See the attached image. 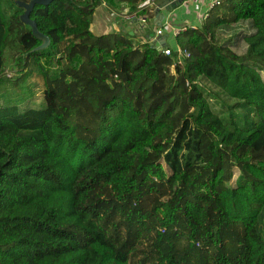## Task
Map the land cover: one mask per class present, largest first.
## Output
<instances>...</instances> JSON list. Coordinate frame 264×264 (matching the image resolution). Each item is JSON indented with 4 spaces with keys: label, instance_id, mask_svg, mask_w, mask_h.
I'll use <instances>...</instances> for the list:
<instances>
[{
    "label": "trees",
    "instance_id": "obj_1",
    "mask_svg": "<svg viewBox=\"0 0 264 264\" xmlns=\"http://www.w3.org/2000/svg\"><path fill=\"white\" fill-rule=\"evenodd\" d=\"M1 1L0 85L8 50L44 90L41 108L0 106V264H264V0H221L174 37L181 64L117 27L93 35L99 0L35 5L36 51L15 4L30 0ZM239 22L242 54L217 33ZM200 79L246 116L214 113Z\"/></svg>",
    "mask_w": 264,
    "mask_h": 264
},
{
    "label": "rangeland",
    "instance_id": "obj_2",
    "mask_svg": "<svg viewBox=\"0 0 264 264\" xmlns=\"http://www.w3.org/2000/svg\"><path fill=\"white\" fill-rule=\"evenodd\" d=\"M101 1L103 0H99V6L95 10V15L92 21L93 24L104 21V23L102 22L103 29H105L107 33H110L114 29L113 27L112 30H110L113 20L110 17H108L106 13L103 14L104 16H101L100 11L103 10L102 7L100 6ZM7 2L8 1L6 0H2L1 1L2 6L3 7L6 6ZM106 5L108 7V10H112L114 12L116 10L117 12H119V10H117L120 7L118 4L116 6H111L110 4L107 3L106 0ZM217 33L219 35L220 43H226V45L229 46L234 52H236L237 54H242L246 50V44L243 41V37L245 35L252 33V31L247 22H239L234 25L221 26L217 29ZM4 61H5L4 72L11 73L12 78L7 82L1 79L2 83L0 85V106L16 105L20 108V110H26L30 108L32 109L41 108L43 106L44 87L41 77L38 74L37 69L33 65L32 61L29 60L28 62H26L23 67L25 71L31 72V75L26 79L24 83H20L17 81V79L21 76L19 74L20 72L18 73L16 72V70L19 68L16 69L12 67L15 60H13L12 54L8 50L4 52ZM41 63H43V61H41ZM259 75L264 83V69H260ZM198 81L199 84L202 86L204 92L207 94V97L210 100L209 103L210 107L214 113L218 115L220 114L223 118H227L230 113L229 109H232V113L236 114L235 116L237 118H243L246 116L247 110L236 105L235 100L228 98L226 94H224L222 91H219L215 86L207 83L205 80L200 79ZM233 173L234 176L230 181L231 186L234 185L233 180L237 176L238 171L234 169ZM151 202L152 199H146L142 203V206L144 208H150L152 206ZM226 238L228 237H225V239ZM196 248H200V244L196 246ZM216 251L217 250L215 249V253Z\"/></svg>",
    "mask_w": 264,
    "mask_h": 264
},
{
    "label": "crops",
    "instance_id": "obj_3",
    "mask_svg": "<svg viewBox=\"0 0 264 264\" xmlns=\"http://www.w3.org/2000/svg\"><path fill=\"white\" fill-rule=\"evenodd\" d=\"M169 0H158L156 2V6L149 10L146 24L142 25L143 32H140L138 28L135 26L134 28L130 29V33H132L130 36H135L136 40H139L140 42L145 41L147 39L154 40V45L156 48L158 46H167L172 47L174 44V37L172 36L171 27L174 26H181L183 24H190L193 26L199 27V22L197 20L198 14L204 9L205 7V0H188L185 4L182 6H174L171 5L167 8L163 6L164 3H167ZM160 4V6H159ZM103 10H101V16H104L103 14L106 13L108 17H110L112 21V25L110 27V30L114 27V29L117 27L121 30L125 28L126 22L124 21V26H117L120 18L113 13L112 10H108V8L102 6ZM121 6V5H119ZM98 8V7H97ZM96 8V9H97ZM161 8V9H160ZM95 9V10H96ZM95 10L92 16L95 15ZM169 12H172L169 14ZM104 21H101L100 23L93 24V21L91 22L89 26V30L93 35H101L107 33L105 29H103V23ZM165 22H169V26L163 27V32L161 35L156 36L155 31L160 28ZM171 26V27H170ZM95 32V33H94ZM127 33L128 32H124ZM145 34V35H144Z\"/></svg>",
    "mask_w": 264,
    "mask_h": 264
},
{
    "label": "built area",
    "instance_id": "obj_4",
    "mask_svg": "<svg viewBox=\"0 0 264 264\" xmlns=\"http://www.w3.org/2000/svg\"><path fill=\"white\" fill-rule=\"evenodd\" d=\"M156 2L157 0H148L147 3H145L143 5V7H141L140 9H136L135 11H130L125 5H121L119 7V12H117L115 10V12L113 11V13H115L121 21H129V20H137L138 23L142 24H146L147 22V17L145 16H140L139 10H147L149 12V10L151 9V7L153 8L154 6H156ZM186 2H188V0H169L167 3H164L163 6L165 8L174 5V6H182L183 4H185ZM221 3V0H205V7L204 9L200 12V14H198L197 20L199 22V24L201 25L202 22L207 18L208 13L210 10H212L213 8L219 6ZM101 5L108 8L106 5V0L101 1ZM160 6V4H159ZM161 9V8H160ZM172 12H169V14ZM199 25V26H200ZM164 26H169V22H165V24H163L160 28H158L155 31V35H161L162 34V30ZM171 27V26H170ZM198 26H193L190 24H183L181 26H174L171 27V31H172V36L176 37L179 33L184 32L187 29H196ZM142 42H148V43H154V40L152 39H147L145 41ZM157 50L163 54L166 57L171 58L174 61V64H181L182 61L188 57V53L184 50H181L179 47L175 46V47H167V46H158ZM11 73L9 72H3V74L1 75V79H3L5 82L10 80L11 77Z\"/></svg>",
    "mask_w": 264,
    "mask_h": 264
},
{
    "label": "water",
    "instance_id": "obj_5",
    "mask_svg": "<svg viewBox=\"0 0 264 264\" xmlns=\"http://www.w3.org/2000/svg\"><path fill=\"white\" fill-rule=\"evenodd\" d=\"M51 1L52 0H30L29 2L15 1V4L23 10L22 14L19 16L20 22L25 26L29 27L31 35L34 38L41 41V44L38 47H36L35 49L36 51L39 49H45L49 44V39L37 30L36 24L34 23V21L30 20L29 14L35 5L46 6ZM135 26L138 28L140 32H143L142 25L138 23L137 20L134 19L127 21L125 28L122 31L128 32V34L131 35L132 33H130L129 31Z\"/></svg>",
    "mask_w": 264,
    "mask_h": 264
}]
</instances>
